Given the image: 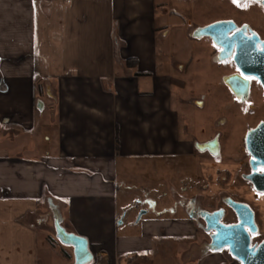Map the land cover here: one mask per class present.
I'll use <instances>...</instances> for the list:
<instances>
[{"label":"crops","instance_id":"crops-1","mask_svg":"<svg viewBox=\"0 0 264 264\" xmlns=\"http://www.w3.org/2000/svg\"><path fill=\"white\" fill-rule=\"evenodd\" d=\"M170 5L0 0V264H47L48 199L62 226L87 240L88 264H240L198 247L195 255V228L177 209L174 219L145 212L126 224L138 205L123 203L118 161L194 154L173 105L186 64L157 49Z\"/></svg>","mask_w":264,"mask_h":264},{"label":"rangeland","instance_id":"rangeland-1","mask_svg":"<svg viewBox=\"0 0 264 264\" xmlns=\"http://www.w3.org/2000/svg\"><path fill=\"white\" fill-rule=\"evenodd\" d=\"M169 1L170 14L161 31L162 35L168 31V36L166 40L163 39L158 30L155 31V35L160 55L164 54L167 58H173L176 54L178 61L186 64L185 71L177 74L179 84L177 91L174 92L176 100L173 105L180 117V127L187 130V136L192 139V136L199 132L194 131V123L201 129L211 125L210 118L216 116L227 117L229 123L226 132L229 133V129L233 128L236 132L230 135L226 133L222 156L218 159L207 155L201 156L197 151H194L192 157L174 158L171 164L168 162L170 160H157L148 162L144 166L135 159H120L116 182L120 196L125 195L126 199L123 203L127 201L126 205H130L133 199L138 205L137 208L128 211L126 224L136 221L141 211L148 213L146 216L148 220L151 217H157L155 213L172 219L173 212L177 209L179 217L188 220L184 210L186 202L182 199L190 198L200 192L202 203L207 208L214 209L219 205L217 194L223 191L232 194L236 200L244 202L243 204L253 211L259 230L256 239L264 238V196L254 192L248 183L238 177L236 167L239 163L245 162L246 156L241 155L237 147L228 148L229 144H226L230 142L227 139H230L232 134L236 140L241 137L244 131L243 122L248 120V124L253 125L258 119H264V100L261 97V90L255 84L250 99L251 104H241L235 101L222 88L223 83L221 82L222 74L233 71L232 65L220 67V69L214 66L211 60L213 50L211 44L206 41L201 45H196L194 40L188 38L185 33L186 21L200 26L220 20L225 15L234 16L235 12L228 2H218V0H215L217 2H194L192 9L188 8L189 2ZM227 9H229L228 12ZM155 13L158 14L157 11ZM240 15L238 17L243 18ZM191 99L200 101L198 104H190L188 102ZM249 104L259 106L260 111L259 113L250 112V117L246 116L247 119H242L243 112L251 110ZM51 234L54 237L53 228ZM204 240L203 234L195 229V237L191 242L193 246H196L195 255L199 253L197 247L203 252L201 243ZM50 246L51 251L45 257V263L73 264L71 248L62 246L56 240ZM190 247L189 242H182L178 249L187 255L191 251ZM66 252L69 254V259L66 258ZM221 253L229 256L225 250ZM39 256L43 258L42 253Z\"/></svg>","mask_w":264,"mask_h":264},{"label":"water","instance_id":"water-1","mask_svg":"<svg viewBox=\"0 0 264 264\" xmlns=\"http://www.w3.org/2000/svg\"><path fill=\"white\" fill-rule=\"evenodd\" d=\"M231 23L217 22L203 28L196 29L193 37H208L212 42L221 47V51L217 54L216 62H222L229 58L241 75L226 76L223 78V83L237 96H245L248 92V80H244L245 92L240 94L236 90V79L245 77H253L261 85L264 92V44L262 49L257 48L259 43L257 38H252L249 42H242L236 38H226L221 40L216 33L221 31L225 36L226 32L231 29ZM223 36V37H224ZM225 39V38H223ZM222 41V42H221ZM225 42V43H224ZM235 46L234 53L233 48ZM38 108H42V103L38 102ZM246 153L250 156V164L253 169L257 167H264V122L258 124L254 129L248 131L244 139ZM209 152L218 156L219 145L216 142ZM248 181L259 193H264V186L259 185L261 177H257L254 173L246 177ZM48 206L52 215V226L55 240L62 246L71 248L73 264H88L93 260L92 254L88 249V242L84 237L78 236L74 233L68 232L62 226V215L57 206L51 199H48ZM227 205L234 211L238 217V223L231 225L232 227H225L221 223L223 217V210L216 212L201 211V215L206 221L205 232L214 231L210 235V242L203 245V254L221 252L227 248L228 253L232 258L240 264H264V238L253 245L250 244L249 233L246 228H249L250 233L257 232V226L254 222V213L246 205L240 202L229 200ZM145 211H141L137 217V222ZM212 223L210 224V222ZM121 223L120 221L118 222Z\"/></svg>","mask_w":264,"mask_h":264},{"label":"flooded vegetation","instance_id":"flooded-vegetation-1","mask_svg":"<svg viewBox=\"0 0 264 264\" xmlns=\"http://www.w3.org/2000/svg\"><path fill=\"white\" fill-rule=\"evenodd\" d=\"M173 2H189L188 8L192 9V7L194 6V2H217V1H215V0H173ZM218 2H228V4L231 6V9H233L235 12V13H233L234 16H226L225 15V17L220 19V20L212 21V22L200 25V26L192 25V22L186 21L187 29H186L185 33L187 34L188 38L194 40L196 45H201V44H203V42H206V41L209 44H211V47L213 49L211 60H212V63L214 66H217L220 69V67H226V66L232 65L233 71L227 72V73H224L221 75V82L223 83L224 77L232 76V75H241L240 71L234 65L232 58H229V59L222 61V62H216L217 54L221 51L222 48L215 45L212 42V40L208 37H205V36L200 37V38L193 37L195 30L199 29V28L206 27L208 25H211V24H214L217 22L231 23V25H230L231 29L226 32L225 36L222 34L221 31L216 33V35L219 39L225 40V42H227L226 38L229 39V38L234 37L239 41L249 42L252 38H257L259 41V43L257 44V48L262 49V47H263L262 44H264V6L261 5L260 0H253V2L248 3L246 7L243 6V4L241 6H237V4L233 3V0H218ZM228 10L229 9H227V12H228ZM238 15H240L243 18H239ZM223 38H225V39H223ZM234 51H235V46H234L232 52L234 53ZM244 80H245V76H243V78H240V79L237 78L236 79L237 83L235 85L236 90L242 95L245 92L244 91L245 90ZM247 80H248V92L245 96H242V97H237L224 83L222 84V88L235 101H237L241 104H247V103L251 104L250 99L252 98L251 96H252L253 88H254L255 84H257L261 90V92H260L261 97L264 100V92H263L261 85L258 82V80H256L253 77H251V79H247ZM198 101H200V100H198ZM198 101H195L194 104L195 103L198 104L199 103ZM250 104H249V106L251 107V110H249L247 112H243L244 116H242V119H247V118H245L246 116L250 117V114H251L250 112L259 113L260 107L259 106H253ZM263 106H264V104H263ZM210 119L211 120L210 121L208 120V121L211 125L204 127V128H201V129H199L198 125L194 123V131L195 132L199 131V132L197 134H195V136H192L191 146H192V149L194 151H197L198 154L201 156L207 155L210 158L218 159L222 156V151H223L224 143H225L224 140L226 138L225 136H226V133H228V132H226V130H227V125H228L229 121H228L227 117H216V116H214V117H211ZM239 119L242 120L241 118H239ZM195 120H199V119H195ZM261 122H264V119H258L257 122H255V124H253V125L248 124V120L243 122V125H244L243 130L244 131L238 140H236L235 136H233L236 132L235 131L236 129L235 128H233L232 130L229 129L228 134L229 135H230V133H234V134L231 135L232 137H230V139H227L230 142H228L226 144H229L228 148L229 147H231V148L237 147V150L241 151V155L246 156L245 162L239 163L238 166L236 167V172L238 174V177L241 180H243L244 182L248 183L254 192H256L259 195L264 196V193H259L258 191H256V189L253 187V185L250 183V181H248L246 178L247 176L252 175L254 173L257 177H261L259 180V185L263 187L264 186V167H257L256 169L252 168V165L250 164L251 158L248 155V153H246L245 144H244V139H245V136L248 133V131L254 129ZM216 142L219 145L220 154L218 156H214L209 152V150L210 151L212 150V148H213L212 146ZM226 172H228V170H226ZM199 193H197L195 196H192L190 198H184V199H182V201L186 202L184 210L186 212L188 219L190 220V222L192 224L194 223V228L198 232L203 234V236L205 238V240L201 243V245L203 246V245L208 244L210 242V235L213 234L214 231L211 230L209 232H205L204 229L206 227V221L203 218V216L201 215V211L206 210L208 212L213 213V212H216L219 210H223L224 213H223L222 219L220 220L221 223L224 225H233V224L238 223V217L234 213V211L227 205V202L229 200H233L235 202H240V203H244V202L236 200L234 198V196L230 193L220 191L217 194L219 205H217L214 209H209L200 200L201 196L199 195ZM231 217L233 220L231 219ZM255 220L256 219H255V215H254V222L256 224ZM211 223H212V221L210 222V224ZM256 226H257V224H256ZM246 230L249 233L251 245H253L255 243H259L263 239V238L256 239V236L258 235V231H259L258 226H257V232L256 233H250L249 228H246ZM223 250L227 251V248H224Z\"/></svg>","mask_w":264,"mask_h":264},{"label":"trees","instance_id":"trees-1","mask_svg":"<svg viewBox=\"0 0 264 264\" xmlns=\"http://www.w3.org/2000/svg\"><path fill=\"white\" fill-rule=\"evenodd\" d=\"M114 38H115L116 41H117V43H116V47H115V51H114V58H115V62L117 63V62H119V59H118V56H117V52H118V49H120V47H121V45H122L123 43L121 42V40H120L118 37H116V35H115ZM125 63H126V64H125L126 67H128V68H132V67H134L133 65L135 64V61H134V60H130V61H126ZM225 257H227V256H225ZM228 257H229V258H228ZM228 257H227V258H228L229 260L235 261V259L232 258V257L230 256V254H229Z\"/></svg>","mask_w":264,"mask_h":264},{"label":"snow or ice","instance_id":"snow-or-ice-1","mask_svg":"<svg viewBox=\"0 0 264 264\" xmlns=\"http://www.w3.org/2000/svg\"><path fill=\"white\" fill-rule=\"evenodd\" d=\"M253 2V0H233L234 4H237V6H241L243 4V6H247L248 3ZM260 3L262 6H264V0H260ZM245 79H251V77H245ZM225 227H232L231 225H225Z\"/></svg>","mask_w":264,"mask_h":264}]
</instances>
